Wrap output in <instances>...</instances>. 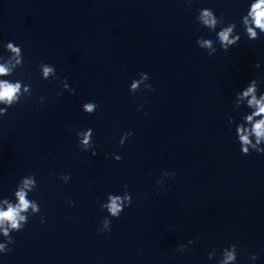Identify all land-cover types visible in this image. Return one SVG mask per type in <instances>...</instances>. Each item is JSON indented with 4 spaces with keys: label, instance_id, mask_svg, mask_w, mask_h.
<instances>
[{
    "label": "clouds",
    "instance_id": "obj_1",
    "mask_svg": "<svg viewBox=\"0 0 264 264\" xmlns=\"http://www.w3.org/2000/svg\"><path fill=\"white\" fill-rule=\"evenodd\" d=\"M186 5H191L193 0H182ZM196 22L209 32H215L214 38H204L200 36L196 40V44L200 49L207 52L209 56H213L218 50L228 52L232 47L236 46L241 40V34L237 31L238 25L230 22L225 25L224 18L218 15L211 8H201L198 10ZM240 26L243 27L247 38L251 41L259 40L264 35V0H251L246 14L240 19ZM219 28V31L217 29ZM5 51L9 54L6 57L0 55V117L6 116L9 108L21 103L22 98L26 100L32 95L30 84H25L21 80H10L8 77L13 76L17 69L23 68L24 58L21 46L14 42H8L4 45ZM43 80L57 78L56 70L53 65L41 63L38 65ZM256 68L260 67L259 63L255 64ZM139 79H134L129 87V93L134 95L141 90L151 92L153 87L149 83L147 73H139ZM61 87L74 94L75 90L70 88L66 79L62 80ZM63 93L58 92L57 96ZM44 100L40 97V102ZM235 110L239 111L242 107H246L250 111L241 116V121L236 124L235 132L237 141L240 145L242 155H250L252 152L264 154V92H260V82L252 79L245 88L236 92L234 98ZM97 103L89 101L82 105V111L88 115H92L97 110ZM229 123H235L234 117H229ZM77 146L83 151H90L92 156L98 153L93 145V130L91 128L78 131ZM131 131L125 132L119 139V145L124 146L125 141L132 136ZM116 161H120V155H114ZM175 171L163 172L161 178L156 181L157 185H163L165 178L174 179ZM70 175L60 174L59 179L64 183H68ZM37 181L34 175L23 177L18 183L13 196L14 201L3 198L0 199V236L4 238L0 242V254H8L12 251L10 245L15 243L12 233L22 231L29 221L30 216H37L41 213V208L37 200L29 199V194L34 193L37 189ZM99 203V201H98ZM132 204L131 194L128 192V185H123L122 194L109 193L106 202L100 203L101 210L107 212V216L101 221L98 228L99 233H105L111 230L112 219H119L125 208ZM70 206H74L70 202ZM44 216L40 215L41 224L44 223ZM195 240H188L187 244H180L177 251L183 253L190 245L195 244ZM239 249L236 244L225 247L220 251V259L217 264H236ZM217 256V250L213 249L208 253V259ZM256 260V254L250 257Z\"/></svg>",
    "mask_w": 264,
    "mask_h": 264
}]
</instances>
